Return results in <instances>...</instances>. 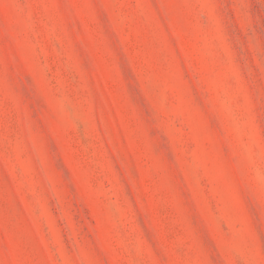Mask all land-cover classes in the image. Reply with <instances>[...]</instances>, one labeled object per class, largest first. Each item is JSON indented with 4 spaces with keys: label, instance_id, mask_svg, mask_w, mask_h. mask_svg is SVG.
Returning a JSON list of instances; mask_svg holds the SVG:
<instances>
[{
    "label": "rangeland",
    "instance_id": "obj_1",
    "mask_svg": "<svg viewBox=\"0 0 264 264\" xmlns=\"http://www.w3.org/2000/svg\"><path fill=\"white\" fill-rule=\"evenodd\" d=\"M0 264H264V0H0Z\"/></svg>",
    "mask_w": 264,
    "mask_h": 264
}]
</instances>
